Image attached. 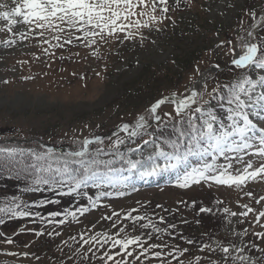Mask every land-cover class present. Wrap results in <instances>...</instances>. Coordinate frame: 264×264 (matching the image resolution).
<instances>
[{
  "label": "rangeland",
  "instance_id": "obj_1",
  "mask_svg": "<svg viewBox=\"0 0 264 264\" xmlns=\"http://www.w3.org/2000/svg\"><path fill=\"white\" fill-rule=\"evenodd\" d=\"M0 5L7 6L0 7V11L14 7L12 0H0ZM167 7L169 11L165 14L158 11L157 21L151 22L149 27L139 31L131 27L117 33L116 38L109 37L107 42L98 38L97 44L91 47H86L83 41L65 43L66 36L56 41L49 33H45L44 39L50 43L45 44L36 35L40 30L29 31L28 27L18 24L13 26V32H8L7 22L0 20V29H4L0 31V148L45 152L48 149L44 145H52L63 147L64 152L52 150L55 156H62L79 150L84 139L109 134L125 123L130 125L131 131L138 117L145 115L156 100L173 94L186 97L191 90L203 91L205 81L207 91L211 92L217 83H231L238 74H243L245 70L235 69L231 63L242 54L241 37L247 42L264 43L261 39L264 38V0H167ZM132 19L144 22L148 17ZM20 32L28 38L21 39ZM128 32L133 35L125 39ZM248 32H252L255 39L249 37ZM12 40L14 44L6 43ZM57 43L63 47L51 46ZM246 71L253 78L264 74L260 69ZM212 106L217 116L224 119L225 109L218 107L215 100ZM173 108L171 102L165 103L158 110L161 121H150L152 127L147 131L155 133L154 136L145 134L142 138L130 139L126 132L118 131L102 138L103 144L99 146L112 152L111 142L123 138L125 144L120 151L133 159H142L141 153L147 156L153 151L152 145H145L143 140L171 134L165 113L174 116ZM251 118L257 127L264 125V120ZM257 146L248 149V153ZM96 147L95 143L90 145V152ZM129 148L137 151L128 153ZM100 158L115 159V155ZM250 158L254 167L262 162L259 156L244 157L245 160ZM16 160L26 165L32 163L31 157L26 156L17 155ZM157 162L163 163V160L157 158ZM190 162L198 161L193 157ZM122 163L113 167L119 168ZM217 163H224V159L218 158ZM243 166L234 163L230 171L236 175ZM128 175L127 172L117 173L114 178L121 180ZM154 175L160 177V181L150 182L151 176L141 178L133 172L131 179L124 182L126 186L118 183L115 188L111 185L94 188L90 182L88 187H81L88 191L82 199L86 209L81 215H71L69 220L60 223L56 220L64 214L59 213L58 217L51 213L30 218L21 228L5 230L0 241L11 238L13 243L0 242V264H103L99 257L104 252L115 255L118 248H112L109 243L103 248L92 246V252H88L90 245H84L81 236L89 239L97 233L113 238H118L117 233L120 237L140 236L145 247L152 243L167 245L151 249L147 257L139 261L135 256L141 248L132 246L129 250L133 251V256H124L128 264H161L152 257L153 251L164 254L165 264H177L178 260L195 264L196 257L201 264H213V261L241 264L232 258L238 255L248 257L245 264L252 261L264 264V237L256 235L264 232L261 227L264 218L259 222L255 219L264 211V202H255L264 195V177L249 180L239 187L202 181L181 189L176 186L175 170ZM249 191L253 196L247 195ZM101 192L111 195L99 196ZM245 204L255 210L247 217L239 215L246 211ZM200 207L212 211L201 213ZM225 208L229 210L227 213ZM233 212L237 215L232 216ZM128 214L145 219L126 218ZM141 224L149 226L142 228ZM153 225L161 231L154 232ZM121 228L125 231L120 232ZM189 240L193 243H188ZM221 247L230 248L231 257L227 260ZM185 248L188 251L180 256L179 250ZM237 248L244 250L237 252ZM12 252L16 255L8 254ZM169 252L173 255H168Z\"/></svg>",
  "mask_w": 264,
  "mask_h": 264
},
{
  "label": "snow or ice",
  "instance_id": "obj_2",
  "mask_svg": "<svg viewBox=\"0 0 264 264\" xmlns=\"http://www.w3.org/2000/svg\"><path fill=\"white\" fill-rule=\"evenodd\" d=\"M14 7L9 10L0 11V20L7 22V31L13 32V26L21 25L28 27L29 31L40 30L36 32L43 43H50L44 39L45 33H49L53 40L60 41L62 36H66L65 43L71 44L75 41H83L86 47H91L97 44L98 38L107 42L109 37L116 38L117 33L125 32L126 29L134 27L139 31L141 28L150 26V23L157 21V12L165 14L169 11L167 0H12ZM0 7H7L0 5ZM254 15V14H253ZM147 16L148 19L141 22L133 17ZM34 25V28L32 27ZM4 29H0L3 31ZM82 34V35H78ZM21 39H27L28 36L24 32L19 33ZM133 33L128 32L125 39L131 38ZM249 37H253L252 32H248ZM255 39V37H253ZM264 39V38H261ZM241 53L238 57L231 60L235 69L245 70L243 74H238L237 78L231 83L219 84L212 88L211 92L207 91V82L203 85V91L191 90L186 97L178 94H173L171 100L164 97L156 100L145 115H140L135 122L131 131L128 123L123 124L121 131L128 134V138H142L143 135L154 136L155 133H149L147 130L152 127L150 121H161V116L158 114V109L167 102L174 105L172 113H165L169 118L171 125L170 135H159L155 139L143 140L145 145L151 144L153 151L147 156L141 153L142 159H133L130 155L120 151L122 145L125 144L123 138H117L111 142L110 148L112 152L105 151L99 145L103 144L100 137L95 140L84 139L81 141L79 150L64 153L62 156H55L52 149L45 152H35L28 150V156L31 157L32 163L26 166L31 169L29 175L32 183L37 187L29 188L30 191H39V185H59L64 186L68 181L73 187L71 191H76L81 187L91 186L100 188L104 185L116 187L119 183L126 186L124 183L131 179V174L136 172L141 178L149 177L157 174L160 171L175 170L177 172V187L187 189L193 185L203 182H214L216 185H224L231 187L233 185L239 187L244 185L249 180H256L258 177H264V125L257 127V124L251 117H258L264 120V74H257L253 78L246 70L260 69L264 70V43H251L240 38ZM6 43L14 44L15 40L7 41ZM52 47H63V44L51 45ZM47 51V49H45ZM234 53V50H232ZM235 55V53H234ZM219 68V65H215ZM197 73L199 69L197 68ZM7 83V81H5ZM205 95L208 99H205ZM217 102V106L225 109L226 116L221 119L217 116L212 101ZM195 105V107H193ZM158 127V126H157ZM135 143V140H133ZM96 144L97 147L93 152H90V145ZM252 153H248V149H253ZM137 151L135 148H129L128 153L134 154ZM114 153L115 159H101L102 156H109ZM243 153V155H241ZM233 154V155H230ZM17 155L23 157L25 151L22 149H4L0 148V156L3 157L4 163H15ZM245 155L259 156L261 163L258 167L250 159L245 160ZM195 157L198 161L193 164L190 158ZM211 157V162L208 158ZM222 157L224 163L218 164V158ZM157 158L163 160V163H158ZM123 162L121 167H113L118 162ZM234 163L243 164V168L233 175L231 169ZM75 165L76 167H73ZM123 165H127L125 168ZM147 165V166H146ZM129 173L121 180H116L114 175L117 173ZM87 195V193H85ZM111 195L109 192H101L99 196ZM119 195H124L119 192ZM248 196H253L252 192L247 193ZM99 196L97 198H99ZM91 199V197H89ZM257 204L264 202V195L260 196L255 201ZM220 203V201H217ZM27 207V205H25ZM158 207H160L158 205ZM246 211L239 213L247 217L249 213L255 210L247 204L243 205ZM21 205L15 202V198L0 207V213L11 216H27L28 212L19 210ZM133 211H136L133 209ZM211 208L200 207L199 212H211ZM227 213L229 210L224 209ZM53 216L59 213H52ZM75 216V213H71ZM113 215L118 216V213L113 212ZM236 216L237 213H231ZM110 219L111 217H106ZM126 218L136 221L145 219L144 216L131 217L128 214ZM264 218V211H260L255 219L257 222ZM163 221V217L160 218ZM4 223L0 219V224ZM63 223V221H61ZM149 225L141 224L140 227L146 228ZM115 227V224L113 225ZM135 227V225H133ZM153 231L159 233L161 229L152 226ZM175 227V225H171ZM264 227V225H261ZM120 232L125 229L121 228ZM0 233V237H3ZM42 235V233H37ZM259 237H264V232L256 233ZM118 238H113L104 234L97 233L89 239L81 240L84 245H90L87 249L92 252L93 247L98 245L103 248L111 243L112 248H118L115 255L104 252L99 259L103 264H128L124 256L132 257L133 251L129 249L132 246H139L141 252L135 256L139 261L141 257H147L151 249L165 248L166 244L152 243L145 247L140 236L124 235ZM151 239V235H149ZM12 244L11 238H5L3 241ZM188 243H193L189 240ZM205 247H208L207 245ZM235 247V246H233ZM203 250V249H201ZM244 249L237 248V252H243ZM180 256H183L188 249H181ZM221 251L226 254L227 258L231 257L229 247H221ZM15 256L16 253H8ZM123 254V255H122ZM23 255L27 256V253ZM153 258L159 259L161 264H165L164 254L161 251H153ZM168 255H173L169 252ZM120 256V259H116ZM87 258V257H85ZM238 260L241 264L248 261V257L238 255L232 257ZM199 257H196V264H199ZM177 264H183L182 260H178ZM192 264V261H189ZM213 264H217L213 261ZM251 264H256L252 261Z\"/></svg>",
  "mask_w": 264,
  "mask_h": 264
},
{
  "label": "trees",
  "instance_id": "obj_3",
  "mask_svg": "<svg viewBox=\"0 0 264 264\" xmlns=\"http://www.w3.org/2000/svg\"><path fill=\"white\" fill-rule=\"evenodd\" d=\"M27 153L25 152L24 156L29 159L30 157ZM16 161L15 163L6 164L3 158H0V207L15 198V202L21 205L19 210L26 211L29 215L20 217L0 213V219L4 221V223L0 224V233L4 234L5 230L21 228L22 223L30 218L43 217L51 213H63L64 215L56 220L61 223L60 220L62 218V221L65 219L69 220L71 213L81 215L84 212L86 206L82 199L83 196L86 197L85 193H88V191L81 189L71 191L70 189L73 185L70 181L66 182L62 187L59 185H39V191H30L28 190L29 188L37 187L32 183L29 175L31 169L26 170V166L31 163L27 162L26 165L19 160ZM55 208H57V212H55ZM199 264H201L200 261Z\"/></svg>",
  "mask_w": 264,
  "mask_h": 264
},
{
  "label": "water",
  "instance_id": "obj_4",
  "mask_svg": "<svg viewBox=\"0 0 264 264\" xmlns=\"http://www.w3.org/2000/svg\"><path fill=\"white\" fill-rule=\"evenodd\" d=\"M173 96H168V98H169V100H171V98H172ZM159 110V109H158ZM155 123L156 122H158V121H154ZM121 128L122 127H118L117 129H115L114 131H112L111 133H109V134H106V135H111V134H114V133H116V132H118V131H121ZM106 135H100V136H98V137H100L101 139L102 138H104ZM96 138V137H95ZM95 138H92V140H95ZM10 141H13L12 139L10 140ZM44 147H46L47 149H52V150H58V151H60V152H64V149H63V147H54V146H48V145H44Z\"/></svg>",
  "mask_w": 264,
  "mask_h": 264
},
{
  "label": "bare ground",
  "instance_id": "obj_5",
  "mask_svg": "<svg viewBox=\"0 0 264 264\" xmlns=\"http://www.w3.org/2000/svg\"><path fill=\"white\" fill-rule=\"evenodd\" d=\"M153 177V176H152Z\"/></svg>",
  "mask_w": 264,
  "mask_h": 264
}]
</instances>
